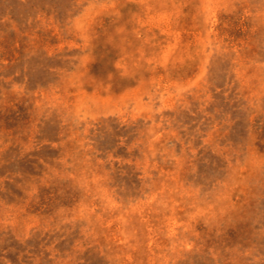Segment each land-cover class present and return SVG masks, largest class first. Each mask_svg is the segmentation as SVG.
Listing matches in <instances>:
<instances>
[{
    "label": "rangeland",
    "instance_id": "1",
    "mask_svg": "<svg viewBox=\"0 0 264 264\" xmlns=\"http://www.w3.org/2000/svg\"><path fill=\"white\" fill-rule=\"evenodd\" d=\"M0 264H264V0H0Z\"/></svg>",
    "mask_w": 264,
    "mask_h": 264
}]
</instances>
